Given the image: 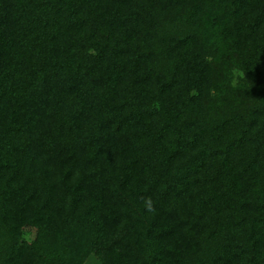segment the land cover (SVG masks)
<instances>
[{"label":"trees","instance_id":"16d2710c","mask_svg":"<svg viewBox=\"0 0 264 264\" xmlns=\"http://www.w3.org/2000/svg\"><path fill=\"white\" fill-rule=\"evenodd\" d=\"M91 255L264 264V0H0V264Z\"/></svg>","mask_w":264,"mask_h":264},{"label":"rangeland","instance_id":"374dc122","mask_svg":"<svg viewBox=\"0 0 264 264\" xmlns=\"http://www.w3.org/2000/svg\"><path fill=\"white\" fill-rule=\"evenodd\" d=\"M36 230L31 227H25L23 229V237L26 241L30 242L35 237ZM84 264H101L100 261L94 255H91L87 258Z\"/></svg>","mask_w":264,"mask_h":264}]
</instances>
